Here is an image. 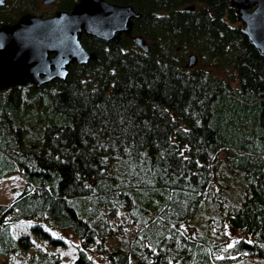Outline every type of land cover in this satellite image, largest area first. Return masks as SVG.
Here are the masks:
<instances>
[{
    "label": "trees",
    "instance_id": "obj_1",
    "mask_svg": "<svg viewBox=\"0 0 264 264\" xmlns=\"http://www.w3.org/2000/svg\"><path fill=\"white\" fill-rule=\"evenodd\" d=\"M76 1L54 2L58 10H70ZM109 1L139 12L129 31L108 41L81 32L93 57L70 62L64 80L0 85L4 114L27 101L36 106L35 118L44 107L46 119L37 127L38 150L16 138V150L1 143L25 182L14 200L0 203V253L31 248L29 234L15 235L13 224L35 218L25 228L40 237L66 244L46 229L54 226L78 239L71 262L53 251L44 264L264 259V54L243 32L230 0ZM37 7L38 0H5L0 25ZM134 35L148 41L147 51ZM188 52L200 63L189 66ZM217 162L235 171L241 186L228 212L214 190L206 194ZM120 208L139 226L130 237L118 234V243L107 249L104 237L113 232L107 215ZM205 208L202 225L215 222L212 237L183 226ZM223 221L246 236L228 244ZM93 245L100 260L87 250ZM38 254L26 264H34Z\"/></svg>",
    "mask_w": 264,
    "mask_h": 264
},
{
    "label": "water",
    "instance_id": "obj_2",
    "mask_svg": "<svg viewBox=\"0 0 264 264\" xmlns=\"http://www.w3.org/2000/svg\"><path fill=\"white\" fill-rule=\"evenodd\" d=\"M230 1L243 32L264 54V0ZM4 2L0 0V4ZM139 15L127 3L77 0L70 10L60 9L47 17L24 13L15 22L0 25V85L9 86L16 78L22 81L24 75L36 85L55 78L64 80L70 62L85 63L93 57L79 39L81 32L104 41L116 40L121 32L130 30L132 19ZM133 38L139 48L148 50L141 35ZM194 59L191 53L187 64L192 65Z\"/></svg>",
    "mask_w": 264,
    "mask_h": 264
},
{
    "label": "rangeland",
    "instance_id": "obj_3",
    "mask_svg": "<svg viewBox=\"0 0 264 264\" xmlns=\"http://www.w3.org/2000/svg\"><path fill=\"white\" fill-rule=\"evenodd\" d=\"M54 1L51 3H44L42 0H38L37 9H35L31 14L40 15L42 17L55 14L58 9L56 8ZM145 41L148 43L147 40ZM191 53L192 52H188L186 54V63ZM198 63H200V61L195 55L194 63L192 65ZM232 84H235V81H233ZM35 109L36 106L34 104L29 105L26 101L19 103V106L17 105L15 110L7 108L5 114L2 110H0V203L8 204L14 200L24 188L25 182L19 167H16L9 157L4 154L1 143L3 144L6 142L7 144H10V147H12L13 150H16L18 147L15 148L13 145V141L16 138L21 139L20 142H17L19 145L26 147L28 144H31L34 147V150H38L42 143V134L41 128L37 129V127H40V124H42L46 119L44 115V107L38 108L40 113H42V116H39L38 118L34 117ZM10 124L13 125V129L10 128ZM6 134H9L7 140L5 139ZM224 152L225 150L222 149L221 155H223ZM213 172L215 174L212 180L213 184L208 188L206 194H210L214 190V192L221 198V202L223 204L221 209L224 212H228L230 207L229 203L231 201L230 199H236L238 195L237 192L241 189V186L237 184V174L235 177V171L229 170V168L224 166L221 162L216 163V168L213 167ZM225 184L230 186V189L228 187L225 188ZM208 214L209 210L207 208L199 210V212L195 213L192 217L186 218L183 221V226L191 233H194L195 228L198 227L212 237L213 234L211 235L210 230L216 228L215 222L210 220L209 227H203L202 225ZM107 218L111 221L113 226L112 234L105 236L103 240V244L107 249L113 248L118 243V234H124L125 236L130 237L139 226L138 221L131 219L127 212L122 208H120L115 214H108ZM215 218L217 219L218 215H216ZM33 220H35V218H27L14 223L13 226L15 225V229L13 230V233L18 235L20 233L27 232L34 242V245L28 250H21L20 253L15 251L0 253V264H26L29 256L34 253H39L36 255L34 264H44L43 258L46 257L48 253L50 254V252L52 253L53 251H60L63 261L71 262L76 256L77 246L75 243H78L77 237L72 235V233L67 229H61L54 226L53 229H51L46 226V229L53 236H61L67 241L66 244L59 242L54 243L49 239V237H40L33 229L29 227L25 228V223ZM17 228L25 229L19 230ZM223 228L229 235L228 244L233 243V241L239 237L246 236L240 230L229 226L225 223V221H223ZM87 250L93 257L98 260L101 259V257L96 254V247L94 245L88 247ZM230 264H264V259L259 256H245L232 261Z\"/></svg>",
    "mask_w": 264,
    "mask_h": 264
},
{
    "label": "flooded vegetation",
    "instance_id": "obj_4",
    "mask_svg": "<svg viewBox=\"0 0 264 264\" xmlns=\"http://www.w3.org/2000/svg\"><path fill=\"white\" fill-rule=\"evenodd\" d=\"M113 40V39H112ZM29 80V78L27 76L24 75V79L22 81H20L19 78H16V80L12 81L11 84L13 83H19V84H24L26 83V81ZM31 81V80H30ZM32 82V81H31ZM35 83V82H33ZM36 84V83H35Z\"/></svg>",
    "mask_w": 264,
    "mask_h": 264
}]
</instances>
